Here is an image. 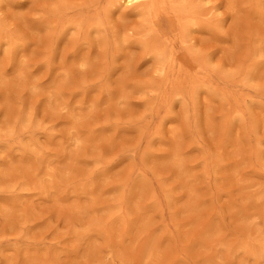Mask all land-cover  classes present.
Returning <instances> with one entry per match:
<instances>
[{
  "label": "rangeland",
  "instance_id": "obj_1",
  "mask_svg": "<svg viewBox=\"0 0 264 264\" xmlns=\"http://www.w3.org/2000/svg\"><path fill=\"white\" fill-rule=\"evenodd\" d=\"M0 264H264V0H0Z\"/></svg>",
  "mask_w": 264,
  "mask_h": 264
}]
</instances>
